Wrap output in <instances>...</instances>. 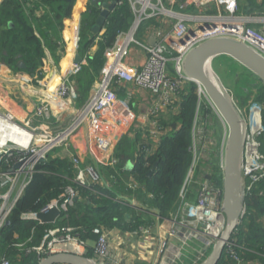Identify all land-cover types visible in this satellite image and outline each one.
Returning <instances> with one entry per match:
<instances>
[{"label":"built area","instance_id":"obj_1","mask_svg":"<svg viewBox=\"0 0 264 264\" xmlns=\"http://www.w3.org/2000/svg\"><path fill=\"white\" fill-rule=\"evenodd\" d=\"M126 1L133 15L132 23L126 30L119 31L114 41L104 48L103 64L85 101H75L76 93L68 76L53 83L44 76L24 77L21 82L24 89L30 91L27 85H34L47 95L28 114H17L10 107H4L7 98L0 95V232L8 223L9 215L34 174L41 172V163L47 162L49 158L54 159L51 157L53 151L61 152L59 158L68 164L71 171V177L66 178L68 183L58 197L50 199L38 211L20 215L22 219L42 223L37 218L38 213L52 208L60 212L52 222L53 225L44 230L40 242L27 250V253L35 254L39 260L58 252L62 247L63 251H72L73 246L80 248L81 253L87 250L88 241L79 236L76 227L67 223L68 211L78 199L89 201L91 192L102 195L97 187L108 185L101 173L102 164L109 166L116 176L122 178V186L127 193L130 191L134 194L138 189L139 184L134 175H123L124 166L120 165L119 157L113 150L121 119L133 105L135 92L130 85L157 97L143 113L145 122H138L131 131L137 155L139 151L151 155L156 151L161 138L173 132L163 130L166 127L160 117L178 113L179 103L192 83L184 70V60L190 50L208 39L229 37L243 42L264 57V23L249 24L251 16H244L240 12L238 0ZM123 2L117 0L115 9ZM164 18L167 29L163 24L153 25L156 36L153 44L138 37L143 25ZM102 35L98 32L95 39L102 42ZM133 48L142 54V62L138 65L127 62ZM83 65H86L85 60L72 64L70 74L80 70ZM251 75L245 82V89L250 90L246 98L236 97L232 89L223 87L240 115L244 130L241 155L243 206L234 233L250 218L244 196L253 193L264 183V150L260 140L264 134L263 108L255 99L262 80ZM4 84L0 80V86ZM195 85L196 105L189 147L191 161L172 216L158 218L169 219L170 228L166 234L169 238H177L178 233L183 232L182 237H179L182 243L193 244L198 239L207 241L206 247L209 248L202 260L196 263L203 264L225 226L222 206L227 128L205 91ZM118 88L122 90V97L118 95ZM208 120H218L226 128L221 137H215ZM138 136L147 144L141 150ZM77 141H81V147ZM127 201L134 207L133 198ZM131 222L136 224L131 228L133 235L147 236L150 220L142 215L140 219ZM91 231L96 238L92 256L87 258L94 264H123L113 259L108 231L99 226L93 227ZM166 235H159L153 244L159 257L165 255L169 245ZM236 248L249 250L235 243L231 236L223 253H228L236 261L235 264H252V261L240 260ZM0 264L11 263L0 255ZM155 264L162 263L157 260Z\"/></svg>","mask_w":264,"mask_h":264},{"label":"trees","instance_id":"obj_2","mask_svg":"<svg viewBox=\"0 0 264 264\" xmlns=\"http://www.w3.org/2000/svg\"><path fill=\"white\" fill-rule=\"evenodd\" d=\"M14 3L12 0H3L0 4V24H2V18L5 19L11 15L19 24V28L7 33L0 31V49L5 48L11 54L20 55L19 59L21 58L20 60L23 61L24 68L19 67L16 60L12 65L15 72L28 71L29 74H39L40 71L36 69L37 66L43 64L42 59L45 56L41 39L47 46L48 36L46 32L52 26H56L50 21L59 23V28H63L60 18L71 14L74 0L70 2L67 0H29L30 9H27L29 14L20 9L21 6L18 1L15 3L16 7H12ZM92 13L96 14L97 11H92ZM132 18L133 15L126 0L107 16L100 50L91 60L88 59L89 66L87 67L99 72L104 61V48L114 41L119 31L129 27ZM80 27L83 30V35L85 34L84 30L90 29L84 20ZM85 72L89 73L88 71ZM195 88L196 85L191 83L187 93L179 103L178 113L171 117L177 125L176 129L161 138L153 154L144 155L139 151L137 160L130 172L127 173L123 170L125 177L131 173L138 181L139 187L134 194H131L130 191L127 193L122 186V178L116 176L114 170L105 165L102 166V170L106 174L105 180L108 185L102 188L100 185L97 187L102 195H95L91 192L89 193V201L78 199L75 204L77 207L74 206L69 209L67 223L76 227L81 238L85 240L95 238L91 230L96 226L106 228L121 226V222H125L126 215H128L127 225L130 229L136 225L131 221L140 219L142 215L148 220L158 216L161 218L172 216L179 189L191 161L189 147L196 105ZM242 93L248 97L250 90H244ZM255 99L262 105L264 124L263 80L256 90ZM260 140L264 150V134ZM137 141L140 150L147 146L146 141L140 136H138ZM39 169L41 172L34 174L9 215L8 223L0 232V255L15 264L39 263V258L33 253H27V250L38 244L44 230L53 225L52 223H39L34 220L22 219L20 215L28 211H38L50 199L58 197L68 183L66 178L71 177V171L64 160L49 159L47 162L41 163ZM150 170H152L151 173H149ZM262 190H264V183H261L253 193L244 196L250 218L244 226L238 227L236 233L232 235L235 243L249 249H235L240 260L252 261V264H264V224L261 223V219L264 218V192L260 194ZM130 198L135 200L134 207L127 201ZM119 200L123 202H119ZM77 208L100 216V222H96L92 218H77L79 211ZM74 210H76V216H71ZM91 252L89 250L86 256L89 257ZM235 263L236 261L229 257L228 253H223L217 264Z\"/></svg>","mask_w":264,"mask_h":264},{"label":"crops","instance_id":"obj_3","mask_svg":"<svg viewBox=\"0 0 264 264\" xmlns=\"http://www.w3.org/2000/svg\"><path fill=\"white\" fill-rule=\"evenodd\" d=\"M3 0H0V4ZM13 3L18 1L21 6V10L25 11L26 14H29L27 9L29 7V0H12ZM111 0H74L72 12L69 16L61 17L60 22L63 24V28H59V23H54L56 26H52L47 32V43L45 46L43 39H41L43 43V51L45 53L44 58L42 59L43 64L37 66V71H42L44 73V77H46L50 82H57L60 79L67 76L70 72L72 64L80 63L82 60L86 61V65L81 67L82 73L78 80H76L77 84L73 88L78 95L77 103H82L86 100L89 95L91 85L96 80L98 75V70L94 71L93 68H89V61L91 58L96 55V53L100 50L101 41L95 39V35L98 32H102V28L105 29V21L99 27L97 32L92 31V27L95 24V21L102 10L103 4H109ZM252 6H256L254 0H251ZM15 3L12 7H16ZM89 6V8H88ZM240 12L244 16H251L248 19V23L251 25H260L264 23V6L262 7V11H248L246 9L240 8ZM115 10V7L112 11L108 13V15ZM92 11L96 12L93 14ZM92 13V15H91ZM107 15V16H108ZM37 16V15H35ZM38 17H41L38 15ZM257 17V18H254ZM24 18V17H23ZM51 18V17H50ZM49 18V19H50ZM83 20L87 22V26L90 28L88 30H81L80 24L83 23ZM133 18L129 26L132 23ZM247 20V19H246ZM164 19L159 20H151L147 24L142 26V30L139 32L138 37L147 43L153 44L156 39L154 33L155 24L160 25L163 24L165 29H167V24L164 23ZM59 22V21H58ZM247 22V21H246ZM154 25V26H153ZM19 28V24L16 22V19L11 15L2 18V24H0V31H5L6 33ZM58 34V37H57ZM87 40V41H86ZM50 49V52L47 50ZM19 54L14 55L11 52H8L5 48L0 49V80L3 81L4 86H0V95L7 98L6 103L3 105L4 107H10L12 111L17 114H28L31 112L35 106L38 104L40 100L46 99L47 95H44V92L37 89L34 85L28 84L27 87L30 91H27L26 88L21 85L23 78H31L32 76H36V74H29L28 71H20V72H12V65L17 60V65L21 68H24V63L19 59ZM76 57H78L79 61H75ZM128 63L138 65V63L142 62V54L136 48L132 49V53L130 57L127 59ZM87 67V68H84ZM206 70L210 74L211 77L217 81L222 87L228 89H236V91H240L243 89L241 87V80L244 81L243 76H249V72L243 67L240 63H238L235 59L231 58L228 55H217L211 58L207 65ZM85 71H88L87 74ZM39 72V73H40ZM18 75V76H17ZM87 75V79L84 83H79L82 77ZM37 76H40L39 74ZM240 79V80H238ZM135 92V97L133 101L132 108L128 113H126L121 119L119 132L113 142V150L119 157V161L124 166V170L128 173L133 168L137 158V146L135 145L134 139L132 135V129L135 128L139 123L145 122L143 117V113H145L151 104H153L157 97L149 95V93L135 86H129ZM118 95L122 97V90L118 88ZM74 91V92H75ZM234 92V91H233ZM235 93V92H234ZM20 94L21 98L18 100H14L11 95ZM240 94L239 98H246L244 93L238 92ZM15 97V96H14ZM11 99V100H10ZM76 101V99H75ZM56 109V108H54ZM135 116V119H133ZM204 117L205 114L202 113ZM171 115L165 114L163 117H160V121L165 125L166 128L163 130H171L174 131L177 125L174 123ZM209 124L212 125L213 132L215 137H217V127L216 122L212 120H208ZM214 126H213V124ZM79 147L82 146L81 141L76 142ZM61 152L53 151L51 153V157L54 159H60ZM104 162V160H102ZM105 164V162H104ZM101 165V173L103 178H106L105 172L102 170ZM128 167V168H127ZM130 167V168H129ZM75 207H77L75 205ZM170 218V217H168ZM128 215L125 217V222H121V226H112L110 228L101 227L104 231H108L109 233V241L111 243V254L113 255V259L117 262H123V264H155L157 260L162 264H196L199 263L203 255L206 254V250L209 247H206V240L199 239L193 241L192 243H182V240L179 237H182L183 232L178 233L179 237L169 238L166 234L170 228L169 219H159L158 217L151 218V222L149 224V233L147 236H137L133 235L130 228L127 225ZM261 223L264 224V218L261 219ZM167 236V242L169 245L166 248L165 255L163 257H159L157 255L155 247H153L154 242H157L158 236ZM148 237V241H147ZM96 238V237H95ZM93 239H86L88 241V250L84 253H81L80 248H73L72 251H68L75 254H82L85 257L88 251H92ZM146 239V240H145ZM169 240V241H168ZM188 248L189 246H192ZM59 251H63V247L58 249ZM91 257L92 252L89 254Z\"/></svg>","mask_w":264,"mask_h":264},{"label":"water","instance_id":"obj_4","mask_svg":"<svg viewBox=\"0 0 264 264\" xmlns=\"http://www.w3.org/2000/svg\"><path fill=\"white\" fill-rule=\"evenodd\" d=\"M72 1V0H67ZM117 0L103 4L93 32H97L103 24L108 13L113 10ZM102 32L105 29H101ZM152 42V41H151ZM150 42V44H152ZM217 55H228L235 59L247 70L264 81V57L256 53L243 42L229 37H214L197 45L188 52L184 60V70L192 83L199 85L207 94L219 112L227 128V145L225 149V163L223 171V212L225 226L221 235L216 240L209 255L203 264H217L223 250L234 230L238 226L243 206V193L241 189V155L244 143L240 115L233 103L224 95L223 91L214 83L206 70L208 61ZM75 61H79L76 57ZM128 168V167H127ZM130 168V167H129ZM152 170L149 171L151 173ZM59 210L52 208L37 214L42 223H52L58 216ZM38 264H94L82 254L68 251H58L43 257Z\"/></svg>","mask_w":264,"mask_h":264},{"label":"rangeland","instance_id":"obj_5","mask_svg":"<svg viewBox=\"0 0 264 264\" xmlns=\"http://www.w3.org/2000/svg\"><path fill=\"white\" fill-rule=\"evenodd\" d=\"M255 2H253V3H255V5L256 6H252V2H251V0H238V2H239V6H240V8H243V9H246V10H248V11H250V10H252V11H256V12H259V11H262V7L264 6V0H254ZM57 37H58V34H57ZM48 52H50V49H48L47 50ZM38 68V67H37ZM81 70V69H80ZM80 70H78L77 72H74V73H71L70 74V72L67 74V76H68V78H69V81H70V84H71V86H72V89L75 91V89L73 88V86L75 87V85L77 84V82H76V80H78L79 78H80V76H81V73H82V71H80ZM247 70V69H246ZM13 73L15 72L13 69L11 70ZM248 72H249V75L252 77V75L251 74H253L252 72H250L249 70H247ZM36 75H38V74H36ZM39 75L40 76H43L44 75V73L41 71L40 73H39ZM18 76V75H17ZM248 78V76H243V79H244V81H242L241 80V87H243L244 89L243 90H238V91H236V89L234 88L233 89V91L235 92V96L236 97H238L240 94H238V92H241L242 93V91H246V85H245V82H246V79ZM82 79H84V80H80L79 81V83H84L85 82V80L87 79V75L85 76V77H82ZM212 79H213V81H214V83L215 84H217V86L220 88V90L221 91H223V87L220 85V84H218L217 83V81L214 79V77H212ZM238 80H240V79H238ZM247 83V82H246ZM77 85H79V84H77ZM84 85H85V83H84ZM252 86V85H251ZM75 93H76V91H75ZM223 93H224V95L227 97V99H229V95H228V93H226V92H224L223 91ZM15 96V97H14ZM11 95V97L14 99V100H18V99H20L21 98V95L20 94H17V95ZM78 99V95L76 94V102L78 101L77 100ZM11 100V99H10ZM216 122V127H217V138H219V137H221L222 136V134H224V132H225V130H226V128L218 121V120H216L215 121ZM242 134H244V130L242 129ZM50 159V158H49ZM125 209V208H124ZM77 210H79L78 208H77ZM76 210H74V212H72L71 213V216H76ZM82 217H86V218H92V219H94L96 222H100V216H98V215H96V214H94V213H92V212H89V211H87V210H84V209H80L79 211H78V213H77V218H82ZM10 263L11 264H15L14 262H12V261H10Z\"/></svg>","mask_w":264,"mask_h":264}]
</instances>
